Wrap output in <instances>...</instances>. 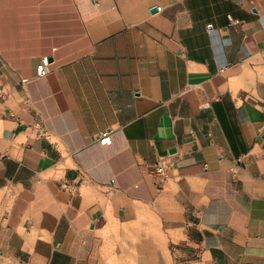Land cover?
<instances>
[{
    "label": "crops",
    "instance_id": "1",
    "mask_svg": "<svg viewBox=\"0 0 264 264\" xmlns=\"http://www.w3.org/2000/svg\"><path fill=\"white\" fill-rule=\"evenodd\" d=\"M144 214L136 264H264V0H0V258L107 264Z\"/></svg>",
    "mask_w": 264,
    "mask_h": 264
},
{
    "label": "rangeland",
    "instance_id": "2",
    "mask_svg": "<svg viewBox=\"0 0 264 264\" xmlns=\"http://www.w3.org/2000/svg\"><path fill=\"white\" fill-rule=\"evenodd\" d=\"M173 183L170 184V189H173ZM153 217L149 215H141L137 222L128 224L130 230L127 232L124 229L126 225L118 224L117 232L115 229L108 225L107 228L99 232V237L102 240L99 254L101 258L110 264L111 261H116L119 264H136L135 261V245L143 238L153 237L160 240L152 229ZM100 227V224L97 225ZM0 264H44L38 261L28 260H12L6 257L0 258Z\"/></svg>",
    "mask_w": 264,
    "mask_h": 264
},
{
    "label": "built area",
    "instance_id": "3",
    "mask_svg": "<svg viewBox=\"0 0 264 264\" xmlns=\"http://www.w3.org/2000/svg\"><path fill=\"white\" fill-rule=\"evenodd\" d=\"M49 72V61L47 58H43L39 66L37 67L38 77H45ZM94 141H98L101 145H111L112 141L108 132L102 133L94 138ZM177 158L175 155L169 154L164 157H160L152 165L145 163L140 167L144 175L150 176L154 187L158 191H163L169 181L178 177L177 174Z\"/></svg>",
    "mask_w": 264,
    "mask_h": 264
},
{
    "label": "water",
    "instance_id": "4",
    "mask_svg": "<svg viewBox=\"0 0 264 264\" xmlns=\"http://www.w3.org/2000/svg\"><path fill=\"white\" fill-rule=\"evenodd\" d=\"M156 10H157V9L154 8V9H153V12H155Z\"/></svg>",
    "mask_w": 264,
    "mask_h": 264
}]
</instances>
